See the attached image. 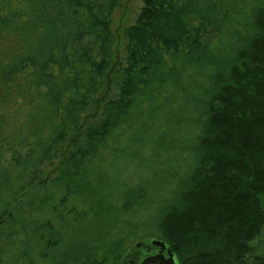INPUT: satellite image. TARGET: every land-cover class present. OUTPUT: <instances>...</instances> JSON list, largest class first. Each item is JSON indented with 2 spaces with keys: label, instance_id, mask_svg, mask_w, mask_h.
<instances>
[{
  "label": "trees",
  "instance_id": "trees-1",
  "mask_svg": "<svg viewBox=\"0 0 264 264\" xmlns=\"http://www.w3.org/2000/svg\"><path fill=\"white\" fill-rule=\"evenodd\" d=\"M119 1L0 0V264H264V0Z\"/></svg>",
  "mask_w": 264,
  "mask_h": 264
},
{
  "label": "water",
  "instance_id": "water-1",
  "mask_svg": "<svg viewBox=\"0 0 264 264\" xmlns=\"http://www.w3.org/2000/svg\"><path fill=\"white\" fill-rule=\"evenodd\" d=\"M119 264H179V261L167 243L147 238L131 246Z\"/></svg>",
  "mask_w": 264,
  "mask_h": 264
},
{
  "label": "rangeland",
  "instance_id": "rangeland-1",
  "mask_svg": "<svg viewBox=\"0 0 264 264\" xmlns=\"http://www.w3.org/2000/svg\"><path fill=\"white\" fill-rule=\"evenodd\" d=\"M143 7V0H120L118 10L114 14L115 27H127L133 25L137 16L139 15L140 9ZM142 170H146L142 166ZM101 216L97 215L96 218L89 224V232L91 236L100 238L104 242V247L101 250L103 256L107 252V246L110 243L109 237H107V229H104ZM80 236L78 240H85L87 237ZM122 254L113 257L109 260V264H118Z\"/></svg>",
  "mask_w": 264,
  "mask_h": 264
},
{
  "label": "flooded vegetation",
  "instance_id": "flooded-vegetation-1",
  "mask_svg": "<svg viewBox=\"0 0 264 264\" xmlns=\"http://www.w3.org/2000/svg\"><path fill=\"white\" fill-rule=\"evenodd\" d=\"M129 249H130V248H129ZM129 249H128V250H129ZM128 250H127V251H128ZM127 251L124 253V255L127 253Z\"/></svg>",
  "mask_w": 264,
  "mask_h": 264
}]
</instances>
